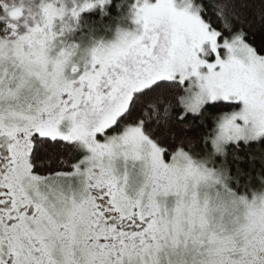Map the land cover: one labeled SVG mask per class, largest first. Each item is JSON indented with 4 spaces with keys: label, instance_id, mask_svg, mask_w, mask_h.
<instances>
[{
    "label": "snow or ice",
    "instance_id": "snow-or-ice-1",
    "mask_svg": "<svg viewBox=\"0 0 264 264\" xmlns=\"http://www.w3.org/2000/svg\"><path fill=\"white\" fill-rule=\"evenodd\" d=\"M0 264H264V0H0Z\"/></svg>",
    "mask_w": 264,
    "mask_h": 264
}]
</instances>
